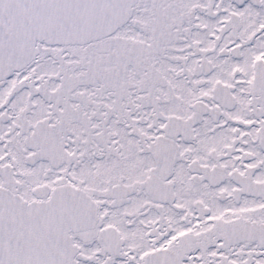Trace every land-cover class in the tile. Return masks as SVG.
<instances>
[{
	"label": "snow or ice",
	"instance_id": "obj_1",
	"mask_svg": "<svg viewBox=\"0 0 264 264\" xmlns=\"http://www.w3.org/2000/svg\"><path fill=\"white\" fill-rule=\"evenodd\" d=\"M0 264H264V0H0Z\"/></svg>",
	"mask_w": 264,
	"mask_h": 264
}]
</instances>
